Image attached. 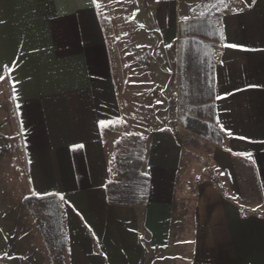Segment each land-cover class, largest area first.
Instances as JSON below:
<instances>
[{
	"label": "crops",
	"instance_id": "1",
	"mask_svg": "<svg viewBox=\"0 0 264 264\" xmlns=\"http://www.w3.org/2000/svg\"><path fill=\"white\" fill-rule=\"evenodd\" d=\"M186 1L136 0L146 49L171 62L172 111L180 108V22L197 17ZM212 16L217 38L202 40L212 51L215 125L224 134L210 161L223 183L189 173L185 143L158 128L146 140L147 204L127 206L106 193L115 158L110 125L99 121L119 122L125 102L97 1L0 0V82L20 124L31 194L64 209L61 230L51 232L64 241L61 264H264V0ZM29 224L24 264L34 251L43 264L57 262Z\"/></svg>",
	"mask_w": 264,
	"mask_h": 264
},
{
	"label": "rangeland",
	"instance_id": "2",
	"mask_svg": "<svg viewBox=\"0 0 264 264\" xmlns=\"http://www.w3.org/2000/svg\"><path fill=\"white\" fill-rule=\"evenodd\" d=\"M96 1L109 23L118 89L125 102L122 119L111 123L108 129L107 143L112 147V158L114 159L116 150H127L128 144L124 141V136L139 134L147 140L153 130L167 127L176 132L186 145V165L189 173H197L200 177L210 175L223 183L224 178L216 174L210 161L214 142L201 135L182 133L178 127L179 122L182 124L179 110L172 111L174 107L167 105L169 85L173 81L171 62L158 58L152 50L146 49L142 35L144 24L136 0ZM186 4L187 7H192L189 12H192L193 17L213 20L217 17L212 14L217 15L225 9L237 6L240 0H187ZM118 141L120 145H117ZM25 165L20 124L10 99L9 87L5 82H0V259L12 257L17 260V263L12 264H24V224L26 227L30 223L35 228L34 231L38 229L43 233L53 263L57 261L54 264H61L58 260L63 258L64 241L58 247L51 240V232L47 236L44 234L40 221L46 222L45 226L49 229L50 213L57 214L53 217L55 220L62 216L64 209L61 203L60 208L52 209L53 198H45L43 201L34 196L36 199L31 207L27 204L25 199L32 194ZM32 255V264H43L36 251Z\"/></svg>",
	"mask_w": 264,
	"mask_h": 264
},
{
	"label": "trees",
	"instance_id": "3",
	"mask_svg": "<svg viewBox=\"0 0 264 264\" xmlns=\"http://www.w3.org/2000/svg\"><path fill=\"white\" fill-rule=\"evenodd\" d=\"M218 31L217 24L211 18H194L180 22V35L184 39L180 52L179 112L182 126L187 131L221 145L224 134L215 125L214 61L209 44L202 40L216 39ZM123 139L127 141L128 147L125 152L115 151V173L106 185L107 198L111 204L144 206L148 201L149 189V177L144 171L146 139L139 134H128ZM120 144L118 141L117 145ZM35 199L30 195L25 201L31 207ZM50 220V231L45 226L46 222L40 221L46 236L54 229L61 230L57 224L58 218L54 220L49 217L48 221ZM62 239L53 236L51 240L59 247Z\"/></svg>",
	"mask_w": 264,
	"mask_h": 264
},
{
	"label": "snow or ice",
	"instance_id": "4",
	"mask_svg": "<svg viewBox=\"0 0 264 264\" xmlns=\"http://www.w3.org/2000/svg\"><path fill=\"white\" fill-rule=\"evenodd\" d=\"M227 46L228 47H232V48L238 47V45H236V44H230V45H227ZM168 47H171V45H168ZM217 98H220V97H217ZM157 103H160V101H157ZM111 123H112L111 121H105V120L99 121V124L102 125V126H108ZM228 135H232V133L229 132ZM244 154L245 153H238V155H244Z\"/></svg>",
	"mask_w": 264,
	"mask_h": 264
}]
</instances>
